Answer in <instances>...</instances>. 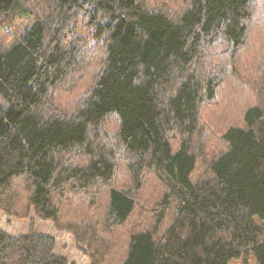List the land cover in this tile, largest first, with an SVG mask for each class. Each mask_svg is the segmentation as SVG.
I'll list each match as a JSON object with an SVG mask.
<instances>
[{"label": "trees", "instance_id": "trees-1", "mask_svg": "<svg viewBox=\"0 0 264 264\" xmlns=\"http://www.w3.org/2000/svg\"><path fill=\"white\" fill-rule=\"evenodd\" d=\"M263 37V0H0V210L90 264H264V49L235 74ZM55 246L0 228V264H71Z\"/></svg>", "mask_w": 264, "mask_h": 264}, {"label": "rangeland", "instance_id": "rangeland-1", "mask_svg": "<svg viewBox=\"0 0 264 264\" xmlns=\"http://www.w3.org/2000/svg\"><path fill=\"white\" fill-rule=\"evenodd\" d=\"M32 22V19H21L14 22L11 26L6 25L5 28L10 34L16 37L25 28L29 27ZM259 22L261 23L257 24L256 28L261 29V26H263V20ZM252 38L249 45L243 49L236 58L237 71L235 74L242 79H244V72L246 70L254 69L257 62L259 63L263 57L261 54L263 53L264 48L260 45V43H264V37L259 39L260 43L255 42ZM228 78H235V76H227V79ZM65 86V84H61L58 91L60 93L57 92L56 94L57 97H59L57 98V102H59V104H65L64 101H68L69 99V101H71V98L76 93V89H73L74 91L71 90L72 92H67L68 89H65ZM78 87L79 84H76L75 88ZM222 90L218 92L216 100L209 102L202 108V117L206 120V122H208V127L212 129H216L218 127L222 115L233 112L235 109L234 104L228 99L227 92ZM71 93H74V95H71ZM216 119L218 121L214 124ZM110 124L113 125V122L111 121ZM150 178H153L152 175H149L147 182H150ZM120 181L122 182V179H120ZM148 196L151 197L152 194H148ZM256 220L264 227V219L261 220L256 217ZM0 228L11 235L24 234L31 230L51 235L56 241L55 253L57 255L67 258L71 264H90V259L86 251L87 248L79 245L70 232L59 231L52 221L42 220L36 217L33 213H30L27 218H18L15 216H9L0 210ZM246 256L241 259H232L229 264H257L254 257L250 255Z\"/></svg>", "mask_w": 264, "mask_h": 264}]
</instances>
